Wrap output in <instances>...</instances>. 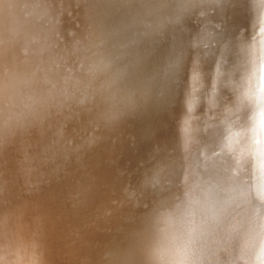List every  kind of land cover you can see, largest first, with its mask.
Here are the masks:
<instances>
[{
	"label": "bare ground",
	"instance_id": "obj_1",
	"mask_svg": "<svg viewBox=\"0 0 264 264\" xmlns=\"http://www.w3.org/2000/svg\"><path fill=\"white\" fill-rule=\"evenodd\" d=\"M176 222L264 264V0H0V264H151Z\"/></svg>",
	"mask_w": 264,
	"mask_h": 264
},
{
	"label": "clouds",
	"instance_id": "obj_2",
	"mask_svg": "<svg viewBox=\"0 0 264 264\" xmlns=\"http://www.w3.org/2000/svg\"><path fill=\"white\" fill-rule=\"evenodd\" d=\"M201 243L199 230L176 222L164 230L160 242L153 248L151 264H203Z\"/></svg>",
	"mask_w": 264,
	"mask_h": 264
},
{
	"label": "water",
	"instance_id": "obj_3",
	"mask_svg": "<svg viewBox=\"0 0 264 264\" xmlns=\"http://www.w3.org/2000/svg\"><path fill=\"white\" fill-rule=\"evenodd\" d=\"M12 1V0H5ZM105 6L110 7L115 3V0H104ZM36 21L33 14H30L28 17L23 16L20 20L15 21L18 24V27H21L20 35L26 34L32 31V24Z\"/></svg>",
	"mask_w": 264,
	"mask_h": 264
}]
</instances>
